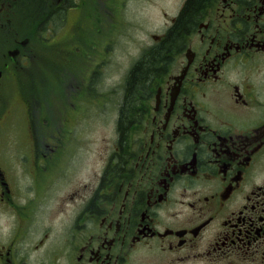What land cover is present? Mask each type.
Returning a JSON list of instances; mask_svg holds the SVG:
<instances>
[{
	"label": "flooded vegetation",
	"instance_id": "1",
	"mask_svg": "<svg viewBox=\"0 0 264 264\" xmlns=\"http://www.w3.org/2000/svg\"><path fill=\"white\" fill-rule=\"evenodd\" d=\"M48 2L37 25L0 0V264H264V0H211L125 136V78L185 1L119 81L114 36L108 50L55 40L61 60H36L31 34L75 8ZM116 109L102 164L72 184Z\"/></svg>",
	"mask_w": 264,
	"mask_h": 264
},
{
	"label": "rangeland",
	"instance_id": "2",
	"mask_svg": "<svg viewBox=\"0 0 264 264\" xmlns=\"http://www.w3.org/2000/svg\"><path fill=\"white\" fill-rule=\"evenodd\" d=\"M185 0H73L75 8L69 10L65 15L62 12L61 17L53 14L55 28L52 31H37L31 36L36 41V60L40 58L44 60H53L59 62L58 55L49 43L55 40L75 39L84 45L86 49L92 40L98 44L106 43L105 50L109 49L108 43L114 36V44L116 46L117 72L116 81L121 80L125 75L127 65L137 54L141 44L145 41H154L155 35L164 34L173 18L182 7ZM77 2V3H76ZM48 9L44 14L45 17L51 10ZM67 17V25L72 26L69 34L65 35V31L60 29L64 27L61 23ZM19 21L26 19L24 13L18 12ZM42 17V18H43ZM24 30V31H23ZM22 34L29 33L28 29H22ZM74 35V37H73ZM43 37H49L45 39ZM43 39V40H42ZM41 40V41H40ZM40 41V42H39ZM103 47V45H101ZM60 54V52H59ZM82 56V55H81ZM92 58V55L84 56ZM43 61V60H41ZM108 81L101 87L106 89ZM118 110L110 112H101V118H105L99 127V137L85 138L83 160L84 166L77 172L72 179V184H81L90 180L93 169L98 168L108 153L109 139L116 137V120ZM14 146L26 149L29 147L28 140L16 138ZM62 193V183L57 191L53 194L60 195Z\"/></svg>",
	"mask_w": 264,
	"mask_h": 264
},
{
	"label": "trees",
	"instance_id": "3",
	"mask_svg": "<svg viewBox=\"0 0 264 264\" xmlns=\"http://www.w3.org/2000/svg\"><path fill=\"white\" fill-rule=\"evenodd\" d=\"M211 0H185V3L175 21L162 42L151 48L142 57L139 58L127 74L124 82L126 94L119 106L118 127L125 136L133 124L137 113L138 106L142 102V97L151 93V87L159 75L165 70L173 49L182 46L184 37L189 30L194 27L199 18L200 11ZM48 0H20L22 12L27 17V22H43V14L48 10ZM60 7V6H59ZM58 7V8H59ZM29 9V10H28ZM62 10L54 7L53 14L61 17Z\"/></svg>",
	"mask_w": 264,
	"mask_h": 264
}]
</instances>
